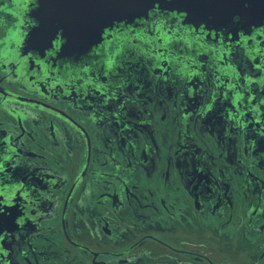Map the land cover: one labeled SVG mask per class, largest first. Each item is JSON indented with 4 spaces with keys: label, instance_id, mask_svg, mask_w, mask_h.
Returning <instances> with one entry per match:
<instances>
[{
    "label": "flooded vegetation",
    "instance_id": "obj_1",
    "mask_svg": "<svg viewBox=\"0 0 264 264\" xmlns=\"http://www.w3.org/2000/svg\"><path fill=\"white\" fill-rule=\"evenodd\" d=\"M28 1L0 0V264H264V5L85 51Z\"/></svg>",
    "mask_w": 264,
    "mask_h": 264
},
{
    "label": "water",
    "instance_id": "obj_2",
    "mask_svg": "<svg viewBox=\"0 0 264 264\" xmlns=\"http://www.w3.org/2000/svg\"><path fill=\"white\" fill-rule=\"evenodd\" d=\"M254 1V2H253ZM243 0H29L28 7L35 26L31 36L48 37L49 44L61 34L65 45L86 38L85 51L101 41L106 31L113 28H134L146 20L152 11L165 10L178 15L184 23H214L227 18L218 13L227 11ZM259 4L262 0H252ZM212 16V17H211ZM74 30V31H73ZM31 38V39H32ZM68 50V49H65Z\"/></svg>",
    "mask_w": 264,
    "mask_h": 264
}]
</instances>
